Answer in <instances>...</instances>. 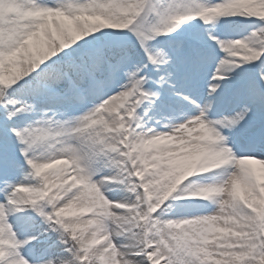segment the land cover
Instances as JSON below:
<instances>
[{"label":"snow or ice","instance_id":"1","mask_svg":"<svg viewBox=\"0 0 264 264\" xmlns=\"http://www.w3.org/2000/svg\"><path fill=\"white\" fill-rule=\"evenodd\" d=\"M0 264H264V0H0Z\"/></svg>","mask_w":264,"mask_h":264}]
</instances>
